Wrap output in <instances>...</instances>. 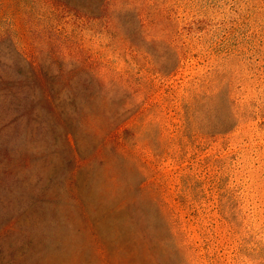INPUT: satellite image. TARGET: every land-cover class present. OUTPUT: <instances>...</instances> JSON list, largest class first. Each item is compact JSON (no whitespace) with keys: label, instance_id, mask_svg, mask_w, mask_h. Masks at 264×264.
<instances>
[{"label":"rangeland","instance_id":"rangeland-1","mask_svg":"<svg viewBox=\"0 0 264 264\" xmlns=\"http://www.w3.org/2000/svg\"><path fill=\"white\" fill-rule=\"evenodd\" d=\"M131 8L0 0V264H264V0Z\"/></svg>","mask_w":264,"mask_h":264},{"label":"trees","instance_id":"trees-1","mask_svg":"<svg viewBox=\"0 0 264 264\" xmlns=\"http://www.w3.org/2000/svg\"><path fill=\"white\" fill-rule=\"evenodd\" d=\"M43 2L49 9L51 17L66 16L78 21L99 22L111 28L115 24V14L122 13L125 8L130 10L133 6V0H43ZM133 11H136V7L128 12ZM25 54L23 52L27 70L22 73L24 77L21 78L17 89L20 100L19 106L22 108L20 111L30 115L36 110L33 103L36 101L38 94L39 101L47 108L52 105L54 97L49 73L45 71L42 64L37 63L35 59L27 57Z\"/></svg>","mask_w":264,"mask_h":264}]
</instances>
